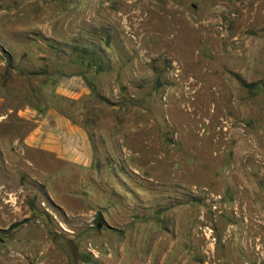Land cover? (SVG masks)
<instances>
[{"label": "rangeland", "instance_id": "374dc122", "mask_svg": "<svg viewBox=\"0 0 264 264\" xmlns=\"http://www.w3.org/2000/svg\"><path fill=\"white\" fill-rule=\"evenodd\" d=\"M91 170L28 167V109ZM0 264H264V0H0Z\"/></svg>", "mask_w": 264, "mask_h": 264}, {"label": "crops", "instance_id": "0c3cea01", "mask_svg": "<svg viewBox=\"0 0 264 264\" xmlns=\"http://www.w3.org/2000/svg\"><path fill=\"white\" fill-rule=\"evenodd\" d=\"M23 118L29 129L20 139L28 156V167L40 166L51 170L76 169L89 171L95 158L87 131L57 108L28 109Z\"/></svg>", "mask_w": 264, "mask_h": 264}]
</instances>
